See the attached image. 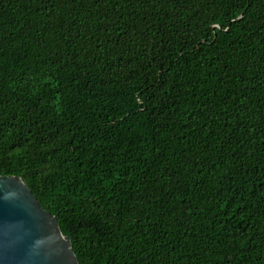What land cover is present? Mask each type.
I'll return each mask as SVG.
<instances>
[{"label": "trees", "instance_id": "obj_1", "mask_svg": "<svg viewBox=\"0 0 264 264\" xmlns=\"http://www.w3.org/2000/svg\"><path fill=\"white\" fill-rule=\"evenodd\" d=\"M0 175L79 264H264V0H0Z\"/></svg>", "mask_w": 264, "mask_h": 264}, {"label": "water", "instance_id": "obj_2", "mask_svg": "<svg viewBox=\"0 0 264 264\" xmlns=\"http://www.w3.org/2000/svg\"><path fill=\"white\" fill-rule=\"evenodd\" d=\"M0 264H79L70 234L21 176L0 175Z\"/></svg>", "mask_w": 264, "mask_h": 264}]
</instances>
